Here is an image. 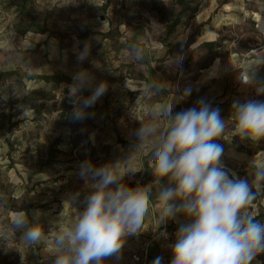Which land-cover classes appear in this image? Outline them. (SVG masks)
Instances as JSON below:
<instances>
[{"label": "rangeland", "instance_id": "374dc122", "mask_svg": "<svg viewBox=\"0 0 264 264\" xmlns=\"http://www.w3.org/2000/svg\"><path fill=\"white\" fill-rule=\"evenodd\" d=\"M176 1L0 0V73L14 71L20 77L0 80V207L6 203L18 212L26 211L30 218L33 210H40L44 229L39 244L27 245L11 227L18 212L0 209V218L8 220V224H0V264H22L21 257L23 264H53L61 216L66 222L78 211L67 199L79 192L83 200L90 191L79 177V165L85 160L99 165L116 159L140 169L125 179L129 185L139 183L145 189L149 215L144 225L147 230L129 236L122 252L107 264H153L157 257L163 258L162 264H170V245L183 217L153 231L161 205L151 168H146L151 164L152 148L150 144L134 146V132L139 121L149 119V107L175 102L178 112L203 98L226 121L218 141L224 148L225 168L251 181V162H264V139L241 140L233 135L234 124L228 120L234 101L261 100L255 87L242 86L236 78L248 57L263 47L262 20L256 16L264 13V0H195L198 12L194 18L182 19L166 37L165 22L180 11ZM192 33L200 36L188 48L165 47L186 43ZM211 43L213 47L207 50L204 45ZM86 45L87 58L80 62L77 57ZM209 59H213L211 70L216 66L225 70L224 83L210 80L208 68L200 70ZM81 69L94 78L82 95H90L101 81L107 82L108 90L84 123L73 128L57 126L56 110L68 99L71 85L45 84L26 77L41 74L74 80ZM256 79L260 83V77ZM6 87L11 90L5 92ZM185 88H191V96L180 101ZM12 101L16 104L9 109ZM35 104H43L41 114L35 115L29 108ZM49 147L57 151L55 162L42 166ZM248 210L264 222V192ZM139 248L146 257L136 263L131 255L140 252ZM256 259L264 264V254Z\"/></svg>", "mask_w": 264, "mask_h": 264}, {"label": "clouds", "instance_id": "9594fccd", "mask_svg": "<svg viewBox=\"0 0 264 264\" xmlns=\"http://www.w3.org/2000/svg\"><path fill=\"white\" fill-rule=\"evenodd\" d=\"M87 55L86 45L78 61ZM182 63L183 59H178L177 66ZM261 66L264 59L253 62L237 77L241 85L255 87L257 95H264V85L256 79ZM73 79L68 95L73 105L69 117L83 121L107 92L108 84L101 81L90 95L83 96L82 91L94 78L87 69H81ZM191 91L185 88L179 100L189 98ZM148 116L147 121H139L134 146L150 144L152 148V183L158 187L156 200L161 205L153 231L183 217L170 245V264H261L256 258L264 254V222L248 209L264 192V162H251V181L225 168L224 148L218 141L226 121L220 110L203 98L178 112L171 104L149 107ZM228 120L234 124L233 135L241 140L264 139V101H234ZM139 171L120 159L99 165L85 160L79 165V177L90 191L83 200L79 192L67 199L78 211L66 222L61 216L53 264H107L122 252L129 236L147 230L144 225L149 197L139 183L131 186L125 179ZM32 213L30 218L26 211H20L11 221L12 229L27 245L39 244L44 238L40 223L43 212ZM162 259L157 257L153 264H162ZM21 260L23 264V257Z\"/></svg>", "mask_w": 264, "mask_h": 264}, {"label": "trees", "instance_id": "16d2710c", "mask_svg": "<svg viewBox=\"0 0 264 264\" xmlns=\"http://www.w3.org/2000/svg\"><path fill=\"white\" fill-rule=\"evenodd\" d=\"M195 0H177L176 4L177 6L180 8V11L177 14V17H175L174 19H172L170 22H165V36L169 37L171 36L175 29L178 27V25L180 24L181 20L185 18V20H189V19H193L194 16L197 14L198 12V4L195 3ZM154 8L156 10V6L154 5ZM33 24V23H32ZM33 27V25H31ZM31 28V27H30ZM200 35L198 33H192L189 36V39L186 43L182 44V43H178L177 45H165V47H167L168 49H173V50H177L180 51L183 48H188L189 46H191L195 39L198 38ZM204 47L207 50H211V48L213 47V44H205ZM212 61L213 59H209L207 61H205L204 65L201 67L200 70H204L207 69L209 67H211L212 65ZM2 78H16V79H20L19 75L17 73H15L14 71H8V72H4V73H0V80ZM28 80L30 81H38V82H43L45 84H60V83H67L69 85H73L75 83L74 80L69 79L67 77H59V76H51V75H41V74H33L30 75L28 77H26ZM10 87H6V89L4 90L5 92H7V90H9ZM11 90V89H10ZM83 96H87L86 92H83ZM13 103H8V108L11 109L13 107L14 104H16L15 101H12ZM96 104L94 105L93 108L89 109V115L90 113H92L95 108H96ZM52 107H55V105H52ZM35 115L37 114H41V111H43L44 107L43 104L41 105H30L29 107ZM73 105L70 103L69 99H63L58 108H57V117H56V122L55 124L57 126H66L68 128H73L76 125H80L82 123H84L86 121H73L70 117H69V113L72 111ZM16 123L11 124L10 127H15ZM57 153V151L54 149V147H49L47 152H46V160L45 163L42 166H48V165H53L55 162V154ZM41 168V167H40ZM39 168V169H40ZM243 176H245V174H243ZM12 198L10 195H7V201H11ZM0 209H4L7 211H12V212H18V209H14V208H9L6 206V203H3L2 206L0 207ZM259 217H256V219H258ZM8 224V220H2L0 218V224Z\"/></svg>", "mask_w": 264, "mask_h": 264}, {"label": "crops", "instance_id": "0c3cea01", "mask_svg": "<svg viewBox=\"0 0 264 264\" xmlns=\"http://www.w3.org/2000/svg\"><path fill=\"white\" fill-rule=\"evenodd\" d=\"M258 16H260V19L262 20V21H260L261 22V25H260L261 27H260V32L259 33H260V40L263 41V47L255 50V52H253V55L251 57H248L249 59L245 62L244 67H240L241 69L243 68V70L247 69L250 66V64H252L253 62L258 61L260 59H264V23H263V21H264V13L260 12L256 17H258ZM165 62L167 63L168 61L165 59ZM208 70H209V75L208 76H209L210 80H215L217 83L222 84L225 81L224 79H227V75L225 73V70L223 71V69L221 67H219V69H217V66H216V68H214V70H211V68L209 67ZM194 72H192V74ZM262 72H264V66H261L259 71H258V73H257V77H260V84L264 85V74ZM151 82H152V79H151ZM195 82H196V75L194 77V83ZM236 82L238 84H240L238 82L237 78H236ZM257 97H260L261 100H264V95H257ZM175 104L176 103L174 102L173 103L174 107H175ZM142 166H144V163L142 164ZM151 166L152 165L149 163V165L147 164L146 168L150 170ZM141 169L143 170L145 168L143 167ZM134 256H137L139 258V261H140V259H143V256L146 257V252L143 254L142 253V249H140V252H138V253L135 252L134 254H132L131 255V260L133 262H136V261L133 260Z\"/></svg>", "mask_w": 264, "mask_h": 264}, {"label": "built area", "instance_id": "2783aa9c", "mask_svg": "<svg viewBox=\"0 0 264 264\" xmlns=\"http://www.w3.org/2000/svg\"><path fill=\"white\" fill-rule=\"evenodd\" d=\"M133 260L136 261V262H138L139 261V258L137 256H134L133 257Z\"/></svg>", "mask_w": 264, "mask_h": 264}]
</instances>
